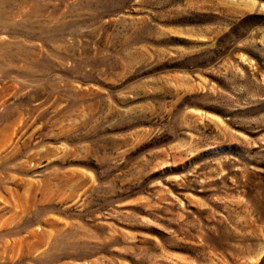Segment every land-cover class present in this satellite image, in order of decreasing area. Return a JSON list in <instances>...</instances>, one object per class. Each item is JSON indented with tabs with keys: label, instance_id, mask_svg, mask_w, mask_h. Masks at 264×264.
<instances>
[{
	"label": "rangeland",
	"instance_id": "1",
	"mask_svg": "<svg viewBox=\"0 0 264 264\" xmlns=\"http://www.w3.org/2000/svg\"><path fill=\"white\" fill-rule=\"evenodd\" d=\"M0 264H264V0H0Z\"/></svg>",
	"mask_w": 264,
	"mask_h": 264
}]
</instances>
